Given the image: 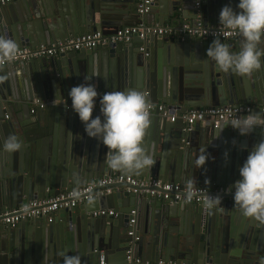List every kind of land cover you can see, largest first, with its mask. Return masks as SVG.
Returning a JSON list of instances; mask_svg holds the SVG:
<instances>
[{"label":"water","instance_id":"water-1","mask_svg":"<svg viewBox=\"0 0 264 264\" xmlns=\"http://www.w3.org/2000/svg\"><path fill=\"white\" fill-rule=\"evenodd\" d=\"M138 14L137 0H15L0 5V35L18 47H37L78 34L115 32L123 26H163L189 19L192 26H217L225 4L237 0H149ZM196 2L199 4L196 5ZM34 16V18H33ZM42 21H41V19ZM241 37L220 39L238 51ZM212 40L188 35L150 34L144 39L101 48L67 51L0 68V145L10 134L21 141L13 153L0 148V214L33 199H47L63 189L77 188L113 173L105 164L107 148L84 132L71 108L69 89L82 82L97 91L136 89L147 100L163 104L174 121L150 115L142 146L155 161L151 169L132 176L213 189L238 178V166L251 146L264 138V128L249 135L198 122L188 127L181 119L193 108L252 105L264 116V66L251 76L220 71L206 56ZM264 49V38L260 43ZM142 48V49H141ZM140 49V50H139ZM264 59V57H262ZM33 99L45 100L31 111ZM93 116L99 115V97ZM54 102V103H53ZM223 129L221 132L220 130ZM230 147L232 167H226ZM224 150V151H223ZM206 151L203 166L194 159ZM92 198L59 209L58 218L45 216L0 228V264H63L74 255L79 264H98L102 250L106 264H126V251L142 260L185 263L260 264L264 261V222L246 218L233 200L209 211L201 204L156 198L127 183L107 186ZM133 189H137L133 191ZM113 208L116 216H95ZM137 209L139 236L128 231L131 209ZM140 225V226H139ZM140 233V234H139ZM130 243V244H129ZM118 257L119 262L114 259Z\"/></svg>","mask_w":264,"mask_h":264},{"label":"clouds","instance_id":"clouds-1","mask_svg":"<svg viewBox=\"0 0 264 264\" xmlns=\"http://www.w3.org/2000/svg\"><path fill=\"white\" fill-rule=\"evenodd\" d=\"M218 21L223 29L234 31L242 38L239 49L230 51L228 44L214 39L206 49V56L215 62L220 71H231L240 76H251L261 69L264 66V49L259 45L264 38V0H237L235 8L231 3L225 4L219 12ZM17 48L14 40L0 35V58L11 60ZM68 97L87 136L106 146L104 162L108 168L123 174H138L151 169L155 161L142 146L150 125L149 103L144 92L128 89L100 94L95 84L82 82L69 89ZM97 97L100 114L93 116ZM230 126L241 135H249L257 127L264 128V116L250 113L231 119ZM21 146L19 137L10 134L0 148L13 153ZM207 158L205 151L194 159V165L203 166ZM238 173V178L227 187L234 206L246 218L264 222V138L248 150L245 160L238 166ZM184 183V195L190 200L194 195V181L189 178ZM72 195L78 198L80 194L74 191ZM221 201V195L212 194L203 201V207L211 211ZM61 255L63 264H79L77 256Z\"/></svg>","mask_w":264,"mask_h":264},{"label":"built area","instance_id":"built-area-1","mask_svg":"<svg viewBox=\"0 0 264 264\" xmlns=\"http://www.w3.org/2000/svg\"><path fill=\"white\" fill-rule=\"evenodd\" d=\"M15 0H0V5L11 3ZM149 0H137L136 10L138 14L146 12L149 5ZM199 3L196 2V5ZM150 34H157L162 36H183L190 35L199 39H237L239 34L223 29L222 25L206 27L200 23L197 26H192L189 23H183L176 28L169 26H143L142 24L123 26L118 28L115 32L104 34L101 31H94L90 33L78 34L73 38L66 40H58L55 43L40 44L37 47L30 48L28 46H21L17 48V53L11 60H5L0 58V68L9 64L28 62L32 59L58 56L67 51H77L81 49H95L104 47L110 44H117L122 42H128L133 37L140 39L146 38ZM142 49V48H141ZM149 103V114H157L165 116L169 120L174 121L176 116L170 114L163 104ZM45 103L40 100H34L31 104V111H34L36 107H43ZM252 112V105H223L218 107H208L203 109H191L181 115V119L188 127L200 122L203 124H209L213 127H218L223 123H230L231 119L237 117H243ZM261 112L264 113V107L261 108ZM8 114L0 116V123L8 119ZM127 183L131 186L139 189L140 192H145L156 198L183 201L186 203L201 204L210 195H221L222 201L232 200V194L227 192V189L214 188L208 189L203 185H194V195L189 200L185 197V185L180 183H174L170 181H161L159 179L144 180L130 174L113 173L110 176H106L95 180L86 185L63 189L56 195L50 196L47 199H33L20 205L17 208H13L0 214V228L2 226L14 227L18 223L32 219L38 216H45L47 221H52L54 214L62 208H71L76 206L79 201L88 200L93 197L95 192L109 191V188L104 187L114 183ZM137 189H133L136 191ZM79 192V197H73L72 193ZM221 201V202H222ZM130 214L134 215L135 210H130ZM95 216H116L117 212L112 209H101L93 213ZM134 223V218L131 217L129 225ZM129 235H134V230L131 228L128 231ZM139 236L134 235L133 240H137ZM130 244V243H129ZM98 264H106L104 252L100 250L98 252ZM126 264H210V263H185L176 261H164V260H142L138 257H132L131 250L126 251Z\"/></svg>","mask_w":264,"mask_h":264},{"label":"crops","instance_id":"crops-1","mask_svg":"<svg viewBox=\"0 0 264 264\" xmlns=\"http://www.w3.org/2000/svg\"><path fill=\"white\" fill-rule=\"evenodd\" d=\"M27 3H29V5H31L33 2L32 1H34V0H25ZM33 18H34V16H33ZM41 19V18H40ZM41 21H42V19H41ZM180 23H176L175 21H173V23H171V21L169 22V23H166L164 26H169V27H173V28H176L177 26H179V25H181V24H183V23H189L190 24V20L189 19H186V18H181L180 20ZM210 27H212V26H210ZM188 36H190V35H188ZM192 37V36H191ZM193 38V37H192ZM194 39L195 40H201V39H199V38H196V37H194ZM99 48H101V47H99ZM140 50V49H139ZM14 65H16V63H14V64H9V66L10 67H12V66H14ZM34 100H38V99H33V101ZM32 101V102H33ZM44 103L45 102H47V101H45V100H42ZM32 102H31V104H32ZM54 103V102H53ZM194 109V108H193ZM252 113V112H251ZM253 113H256L254 110H253ZM263 113V112H262ZM3 114H9L8 112H5V113H3ZM259 114V113H258ZM174 115V114H173ZM169 120V119H168ZM202 125H205V124H203L202 123ZM225 127L226 128H228V129H233L231 126H230V123H225ZM227 150V155H228V161H227V163H226V167H232V156H230L233 152L230 150V147L228 148V149H226ZM224 151V150H223ZM229 185H224V186H222V185H218V186H214L213 187V189L215 188H222V189H227V187H228ZM106 209H112V210H114V211H116L115 209H113V208H106ZM132 210H135V214L133 215V218H134V225H133V227H132V229L134 230V232L135 231H137V223H138V219H139V212H138V210L135 208V209H132ZM58 215H59V211H57L55 214H54V217L53 218H58ZM33 219V218H32ZM140 226V225H139ZM140 234V233H139ZM120 261V259L118 258V257H115V259H114V262L115 263H117V262H119Z\"/></svg>","mask_w":264,"mask_h":264}]
</instances>
